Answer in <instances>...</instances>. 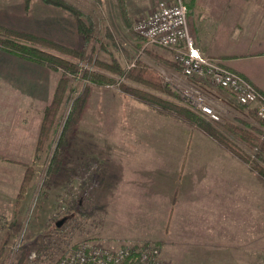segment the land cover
<instances>
[{
	"label": "crops",
	"instance_id": "obj_1",
	"mask_svg": "<svg viewBox=\"0 0 264 264\" xmlns=\"http://www.w3.org/2000/svg\"><path fill=\"white\" fill-rule=\"evenodd\" d=\"M160 1L174 2L125 0L134 18ZM37 5L42 15L50 11L39 0H31L32 12ZM23 10L18 2L16 12H9L16 13L21 22L17 19L9 23V16L5 17L3 12L0 19L27 31L53 35L40 24L42 21L37 23L31 7L30 16ZM61 22L65 34L79 35L73 20ZM189 25L203 53L242 74L264 93V0H196ZM178 68V77L193 84ZM51 71L0 49L2 146L10 140L23 144L22 134L37 133L43 110L52 99L51 85L44 84L51 78ZM203 87L211 91V101L218 110L242 105L227 90L207 83ZM132 102L139 108L128 115L124 141H110L124 152L121 156L114 154L108 175L100 182L98 193L102 203L98 210L103 214V226L102 233L96 236L113 250L139 242L160 244V257L178 264L220 260L214 255L223 253V246L227 253L230 245L238 247L237 231L245 228V198L249 199L251 211L255 194L259 197L260 176L207 133L161 110ZM35 115L41 117L37 126L26 127Z\"/></svg>",
	"mask_w": 264,
	"mask_h": 264
},
{
	"label": "rangeland",
	"instance_id": "obj_2",
	"mask_svg": "<svg viewBox=\"0 0 264 264\" xmlns=\"http://www.w3.org/2000/svg\"><path fill=\"white\" fill-rule=\"evenodd\" d=\"M39 1L50 11L42 15L38 9L39 5L33 7V12L30 6L31 15L38 19L37 23L42 21L40 24L47 26L53 34L46 37L58 42L64 41V44L77 49L85 48L87 52L96 54L103 61H116L126 68L133 66L137 59H141L173 82L181 93L192 88L190 80L185 81L178 77L181 75L178 71L179 66L171 50L170 52L166 48L146 47L134 31L135 22L153 8L138 13L135 18L128 11L129 22H126L118 5L119 0H67L82 12L91 27L93 38L86 43L81 34L78 33V36L65 34L62 28V19H67L71 23L73 20L77 26V17L72 12L46 3L44 0ZM18 2H21L24 14L30 16V8L28 11L25 9L23 0H0V12H3L5 17L9 16L7 20L9 23L18 19L16 13L9 14L16 12ZM18 21L21 22L20 19ZM0 25L15 27L1 19ZM15 28L24 30L20 27ZM51 72V78L49 77L44 84L51 85L53 97L61 72L56 70ZM99 72L107 74L118 82L92 84L71 77L65 85L47 139L38 150L42 126V123L40 127L39 124L37 126L41 118L39 115L32 116L30 126L27 124L26 127L30 128L37 126V133L22 134L25 143L14 144L10 140L3 146L0 144V264H58L59 260L68 255L80 242L90 239L100 241L96 236L101 232V225L103 226V221L100 222L103 214L101 215L98 210L102 203L98 193L100 182L103 177H107L109 168L114 162V154L121 156L124 152L123 148H116V144H110V141H124L123 129L128 121V115L135 107L139 108L132 100L143 104L145 108L161 109L157 105L148 104L126 93L119 84L122 80L113 73L106 70ZM191 81L197 83L196 80ZM122 82H126L128 86L143 88L132 80ZM87 87L91 89L89 107L83 116L79 115L81 119L77 123V128L70 131L65 161L57 171H54L51 169V163L59 149L57 144L74 108L76 98L83 94ZM154 93L179 102L191 110L181 97L176 99L157 91ZM251 108L236 104L231 110L224 111L219 107L221 120L217 122L241 118L258 127L259 125L250 117ZM234 111L235 113H232ZM164 114L173 116L166 112ZM244 115L246 118L243 117ZM63 141L65 142V139ZM119 145L123 146V144ZM243 148L244 152L248 153V149ZM9 160L18 161L20 164L10 163ZM27 165H32L35 172L21 207L15 210L16 194ZM260 180L259 197L257 198L255 194L254 204L251 201V211L248 209L249 199L245 198V228L237 231L238 247L230 245L227 253L223 246L221 248L223 253L214 255L221 258L217 259L218 261L192 260L179 263L264 264V178L260 177ZM59 221H63L60 226L57 225ZM142 243L145 242L138 244ZM207 257H210V254ZM164 261L178 264L174 261Z\"/></svg>",
	"mask_w": 264,
	"mask_h": 264
},
{
	"label": "trees",
	"instance_id": "obj_3",
	"mask_svg": "<svg viewBox=\"0 0 264 264\" xmlns=\"http://www.w3.org/2000/svg\"><path fill=\"white\" fill-rule=\"evenodd\" d=\"M44 1L72 12L77 17L78 33L83 36L86 43L92 40L93 35L91 27L84 19L82 12L76 6L72 5L67 0ZM30 2L31 0H24L25 9L27 11L30 8ZM183 2L188 8L189 17L191 11L195 8L196 0H183ZM119 6L124 19L126 22H129L128 7L125 0H119ZM0 49L24 60L61 72V78L55 88L52 100L44 111L37 150L47 139L55 113L61 103L65 85L70 78L82 79L92 84H116L118 81L116 82L113 78L107 76V74L99 72L100 70H106L119 77L122 81L132 80L134 83L143 87L128 86L126 82H119L126 93L148 104L157 105L162 112L178 117L190 126L199 128L212 136L224 148L242 159L250 171L264 178V118L257 115L255 108H251L250 117L259 125L258 127L241 118L224 122L206 120V117L192 112L179 102L155 94L154 92L157 91L169 97H175L176 99L182 98L181 91L173 82L169 81L165 76L159 73L157 69L146 64L141 59H137L135 64L131 67H122L116 61L106 62L99 59L96 54L87 52L85 48L77 49L44 35L17 29L15 27L0 25ZM90 91L91 89L87 87L85 92L75 100L74 108L66 122L59 144H57L59 149L52 158L51 169L54 171H57L65 161L67 149L69 147V133L71 130L77 128V123L81 119L79 115L82 114L83 116L84 112L88 109L89 98L91 96V93H89ZM63 139H65V142ZM243 147L248 149V153L244 152ZM34 172L35 169L32 165L26 166L14 204L15 210H19L21 207ZM152 245L159 250L160 244H150L149 242L142 243L143 248ZM138 249L139 247L133 246L131 255L135 256ZM129 263L130 260L127 259L125 264Z\"/></svg>",
	"mask_w": 264,
	"mask_h": 264
},
{
	"label": "built area",
	"instance_id": "obj_4",
	"mask_svg": "<svg viewBox=\"0 0 264 264\" xmlns=\"http://www.w3.org/2000/svg\"><path fill=\"white\" fill-rule=\"evenodd\" d=\"M137 36L146 47H161L171 50L183 76L196 80L192 88L182 92L184 104L194 112L211 121H220L221 113L211 101V91L203 84L233 93L240 104L252 106L257 115L264 118V94L242 74L229 69L220 61L203 53L191 33L188 8L183 0L169 3L160 1L150 12L142 15L133 26ZM135 256L133 246L118 250L104 246L98 240L80 242L58 264H171L160 257L154 245L143 248Z\"/></svg>",
	"mask_w": 264,
	"mask_h": 264
},
{
	"label": "water",
	"instance_id": "obj_5",
	"mask_svg": "<svg viewBox=\"0 0 264 264\" xmlns=\"http://www.w3.org/2000/svg\"><path fill=\"white\" fill-rule=\"evenodd\" d=\"M63 221H59L57 222V225L60 226L62 224Z\"/></svg>",
	"mask_w": 264,
	"mask_h": 264
}]
</instances>
